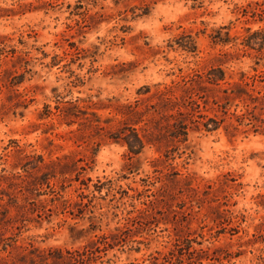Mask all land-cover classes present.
<instances>
[{"label": "rangeland", "instance_id": "obj_1", "mask_svg": "<svg viewBox=\"0 0 264 264\" xmlns=\"http://www.w3.org/2000/svg\"><path fill=\"white\" fill-rule=\"evenodd\" d=\"M0 264H264V0H0Z\"/></svg>", "mask_w": 264, "mask_h": 264}, {"label": "trees", "instance_id": "obj_2", "mask_svg": "<svg viewBox=\"0 0 264 264\" xmlns=\"http://www.w3.org/2000/svg\"><path fill=\"white\" fill-rule=\"evenodd\" d=\"M192 48H195L194 43H192ZM225 78H226L225 69L222 66L217 65V66L211 67L208 70L204 81H206L207 83L211 85L218 86L220 85L221 82L225 81ZM171 91H172L171 88L166 87L165 90L160 91V95H162V98H164L163 101H165L166 104L169 106L167 107V109L170 108V110H173L171 106L178 104V103L172 104L173 103L172 98L168 96V94H171ZM149 92H150V87H146V91L144 93H149ZM224 92L227 98H229L230 96L241 98L243 97L244 93L248 94L247 92L238 93L237 91H234V89H229V88H226ZM138 113L139 112L137 110H131L129 112V114H138ZM169 117L173 120V122L169 124L173 128L171 130V133L169 134L174 137H181L182 135L184 137H187L188 130H189V123L192 120V118L189 117V112H184L180 110V111H177L176 113H172L171 115H169ZM201 124H202V127H200L201 129L208 131V132H212L220 128L222 123H221V120H219L216 117H208L206 121H201L200 125ZM141 129L145 131L144 128H141ZM141 129L134 125H131V126L127 125V126H124L119 131L118 133L119 135H117V137L114 136L113 138L122 140L126 144L128 151L132 153L133 155H137L142 152L143 148L145 147V144L149 141L148 137H146L147 134L146 133L143 134ZM76 253L77 254H74V252H69L70 258L74 259L76 255L81 256V253L78 250H76Z\"/></svg>", "mask_w": 264, "mask_h": 264}]
</instances>
